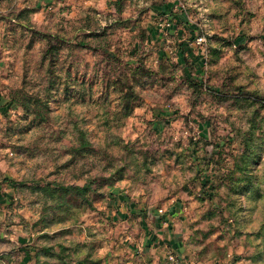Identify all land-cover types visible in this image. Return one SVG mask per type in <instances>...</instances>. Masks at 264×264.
<instances>
[{
	"label": "clouds",
	"instance_id": "clouds-1",
	"mask_svg": "<svg viewBox=\"0 0 264 264\" xmlns=\"http://www.w3.org/2000/svg\"><path fill=\"white\" fill-rule=\"evenodd\" d=\"M0 198V264H264V0H0Z\"/></svg>",
	"mask_w": 264,
	"mask_h": 264
},
{
	"label": "rangeland",
	"instance_id": "rangeland-1",
	"mask_svg": "<svg viewBox=\"0 0 264 264\" xmlns=\"http://www.w3.org/2000/svg\"><path fill=\"white\" fill-rule=\"evenodd\" d=\"M170 7H171V5H165L164 6V11H168L169 9H170ZM150 31H152V33H153V35H155V29H151ZM190 51V50H189ZM163 55H164V53L163 52H161V57H163ZM181 62H183V54H181ZM194 62L195 63H200V61H199V59L198 58H194ZM203 125H201V130H203ZM9 199H11V197L9 196ZM3 202V200H2V198H0V203H2ZM172 211H175V208H173L172 209ZM22 243H23V241H21ZM173 246L175 247V246H177V245H175V244H173ZM42 251H45V252H47V249H43ZM257 259H260V258H264V257H261L259 254H257V257H256ZM27 257H26V260H25V264H27ZM93 264H99V261H95V262H93Z\"/></svg>",
	"mask_w": 264,
	"mask_h": 264
}]
</instances>
